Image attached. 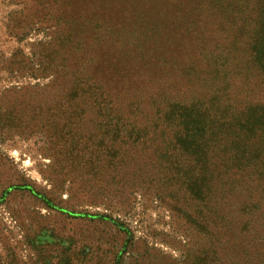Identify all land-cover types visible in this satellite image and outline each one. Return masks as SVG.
Listing matches in <instances>:
<instances>
[{"label":"rangeland","instance_id":"obj_1","mask_svg":"<svg viewBox=\"0 0 264 264\" xmlns=\"http://www.w3.org/2000/svg\"><path fill=\"white\" fill-rule=\"evenodd\" d=\"M263 19L264 0H0V264H264ZM69 46L182 147L123 144L131 122L97 105L63 115Z\"/></svg>","mask_w":264,"mask_h":264},{"label":"trees","instance_id":"obj_2","mask_svg":"<svg viewBox=\"0 0 264 264\" xmlns=\"http://www.w3.org/2000/svg\"><path fill=\"white\" fill-rule=\"evenodd\" d=\"M261 25L262 30L257 34L252 44L251 54L253 57L252 63L257 68L264 69V24ZM71 48L72 46L60 49L59 53L62 52V54L60 53L61 69L57 72L56 75V72L50 74L51 77H53V81L51 82L54 85L52 87L56 89L55 93L59 97L58 101L61 104L60 107L62 108L63 115L65 114L69 117L70 115L75 114L80 103H87L90 106L97 105L100 110L108 109L111 113L124 116L131 122V124H127L125 126V129L121 132L124 133L123 139H127V141L123 142V144L128 143V141L131 139V136H133L134 134H153L158 138H170V141L168 140V142L170 145L173 143L174 148L175 146L182 147L180 140H178V134L174 137V139H176L175 142L173 141V139H171V136L168 135V132H170V130L172 132L173 127L176 128V126H172L171 124H169L168 120L165 119L167 124H165L164 126H154L152 131L148 132L147 130L151 128L153 120H151L150 122H145L144 124H141L137 121L136 118L139 114H141L142 108L137 100L135 102H132L128 106L126 105L130 110L120 112V108L116 107V103H118L119 101L117 97H113L109 92H107V86L102 84L98 80V78H95L92 74H90L89 68L84 67L83 65H81V67L79 65L76 69L69 68L67 61L68 54L70 53L69 50ZM53 65L58 66L59 64L53 62ZM42 77L48 78L50 76L45 70V73L43 72ZM76 100L79 101L76 102ZM119 102L121 103L122 101ZM162 120L163 118L156 119V122H161ZM135 124H138L140 128H138ZM181 126L183 127L185 137L190 139L191 141L189 143V146L196 147L197 145H199V142H196L197 139H200V141H202L203 139V134L201 133V116L195 111L188 112L187 114H185L184 118H182ZM142 138V135H138L134 139V142L138 143ZM117 151L119 150L117 149ZM119 156V152L113 151V155L111 156V158L115 159L117 157L120 161H122ZM112 161L111 163L113 164Z\"/></svg>","mask_w":264,"mask_h":264}]
</instances>
